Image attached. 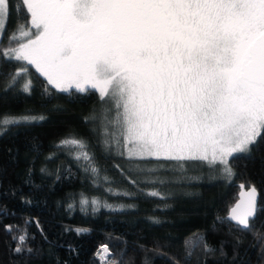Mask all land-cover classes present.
I'll use <instances>...</instances> for the list:
<instances>
[{
	"label": "snow or ice",
	"instance_id": "1",
	"mask_svg": "<svg viewBox=\"0 0 264 264\" xmlns=\"http://www.w3.org/2000/svg\"><path fill=\"white\" fill-rule=\"evenodd\" d=\"M11 7V0H0V31L6 29ZM16 9H26L30 19L9 37L17 46L4 49L0 59L34 66L61 92L96 90L105 106L104 144L120 149L129 161H170L181 174L187 171L186 162L206 161L209 168L221 165L230 178L229 158L251 155L264 140V0H17ZM26 65L11 76L12 83L28 73ZM23 91H30L29 84ZM34 119L3 116L0 131ZM57 147L74 150L75 159L98 174L85 139L69 137ZM137 170L145 171L139 165ZM91 204L96 211L99 202ZM258 210L253 186L242 205L238 202L227 217L217 219L230 224V232H252ZM18 230L14 251L23 253L27 228ZM83 231L77 229L78 234ZM203 241L202 235L185 241L184 264ZM102 249L103 256L97 253L102 264H117L109 246ZM216 251L204 244L205 256ZM27 252L42 254L32 248ZM219 254L226 256L223 243ZM260 255L264 258V247ZM144 264H149L147 258Z\"/></svg>",
	"mask_w": 264,
	"mask_h": 264
},
{
	"label": "trees",
	"instance_id": "2",
	"mask_svg": "<svg viewBox=\"0 0 264 264\" xmlns=\"http://www.w3.org/2000/svg\"><path fill=\"white\" fill-rule=\"evenodd\" d=\"M16 3L11 0L0 36V57L4 49L17 46L9 37L30 19ZM25 65L0 59V118H36L0 131V264H102L96 253L103 245L109 246L117 264L122 253V264H144L145 258L149 264H173L170 257L184 264L185 241L194 235L204 236V241L189 264H264V140L251 155L229 158L234 172L230 178L222 174L221 165L209 168L206 161L186 162L183 174L174 171L170 161H129L120 149L104 144L105 106L96 91L58 92L32 65L12 83L11 76ZM25 84L29 92L23 91ZM69 137L87 141L98 174L86 161H77L74 150L57 147ZM137 165L145 171H138ZM154 167L155 172L146 171ZM240 184L258 191L252 232H230V224L217 219L227 216ZM151 191L161 196L147 195ZM126 192L130 195H123ZM82 199L88 203L82 205ZM93 199L99 202L96 211ZM9 225L11 232L5 230ZM25 227V251L16 253L13 236ZM77 229L87 231L78 234ZM205 243L217 249L215 254L204 255ZM222 243L224 257L219 254ZM27 248L42 254H29Z\"/></svg>",
	"mask_w": 264,
	"mask_h": 264
},
{
	"label": "water",
	"instance_id": "3",
	"mask_svg": "<svg viewBox=\"0 0 264 264\" xmlns=\"http://www.w3.org/2000/svg\"><path fill=\"white\" fill-rule=\"evenodd\" d=\"M241 185L242 184L239 185V191H238V194H237V198H236L235 202L233 203V205L230 207V209L235 207L238 202H240L241 205H242V202L247 200L248 189L251 188V187L246 188L244 186L243 188H241ZM257 200H258V191H257ZM229 210H228V213H229ZM228 213H227V216H228Z\"/></svg>",
	"mask_w": 264,
	"mask_h": 264
},
{
	"label": "rangeland",
	"instance_id": "4",
	"mask_svg": "<svg viewBox=\"0 0 264 264\" xmlns=\"http://www.w3.org/2000/svg\"><path fill=\"white\" fill-rule=\"evenodd\" d=\"M3 31V30H2ZM2 31H0V36H1V33H2ZM46 79V78H45ZM47 80V79H46ZM51 86V85H50ZM52 88H54L53 86H51ZM56 91H58V92H61V91H59V90H57L56 88H54ZM71 90H75V89H70L69 91H71ZM92 90H94V89H92ZM76 91V90H75ZM94 91H96V90H94ZM97 92V91H96ZM98 93V92H97ZM99 94V93H98ZM100 95V94H99ZM149 159H154V158H149ZM259 245L260 246H262L263 245V243L260 241L259 242ZM99 252H100V254H101V256H103L104 255V253H103V249H101V250H99ZM98 253V252H97Z\"/></svg>",
	"mask_w": 264,
	"mask_h": 264
},
{
	"label": "built area",
	"instance_id": "5",
	"mask_svg": "<svg viewBox=\"0 0 264 264\" xmlns=\"http://www.w3.org/2000/svg\"><path fill=\"white\" fill-rule=\"evenodd\" d=\"M102 249V247H99V249L98 250H101ZM98 252V251H97ZM96 255H97V253H96Z\"/></svg>",
	"mask_w": 264,
	"mask_h": 264
}]
</instances>
